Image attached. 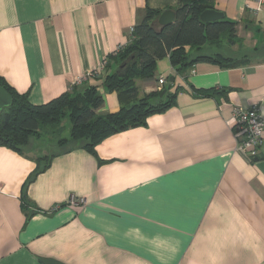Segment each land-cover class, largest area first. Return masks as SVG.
Masks as SVG:
<instances>
[{
	"label": "crops",
	"instance_id": "crops-1",
	"mask_svg": "<svg viewBox=\"0 0 264 264\" xmlns=\"http://www.w3.org/2000/svg\"><path fill=\"white\" fill-rule=\"evenodd\" d=\"M208 1L238 24L227 57L260 50L249 64L197 63L179 73L169 58L159 61L152 79L136 81L140 98L158 93L164 77V91L179 89L175 106L107 138L96 156L79 146L51 155L26 189L34 159L49 156L40 139L24 155L0 146V264H264V142L247 160L236 152L232 121L235 109L254 105L264 120V7ZM178 6L0 0V77L35 106L97 87L104 98L97 115L117 113L118 94L103 83L120 69L118 50L148 9ZM203 52L226 56L209 45ZM104 61L105 71L90 76Z\"/></svg>",
	"mask_w": 264,
	"mask_h": 264
},
{
	"label": "trees",
	"instance_id": "trees-1",
	"mask_svg": "<svg viewBox=\"0 0 264 264\" xmlns=\"http://www.w3.org/2000/svg\"><path fill=\"white\" fill-rule=\"evenodd\" d=\"M206 10H214L208 0H179V6L174 9L177 13L175 24L162 30L152 26L162 11L147 10L143 21L133 29L132 41L115 57L120 64L119 71L107 75L103 83L109 92L118 94L120 110L117 113L97 115L104 104L97 87L82 92L71 89L44 105L35 106L27 95L18 94L0 77V85L13 98V104L0 112V146L24 155L32 138H40L42 130L59 127L68 119L70 137L60 140L58 145L79 146L96 156V147L107 138L145 127L150 117L163 114L175 106L178 88L167 91L163 97L164 90L140 98L136 81L152 79L159 61L169 58L179 73L197 63H212L224 69L249 64L260 50L255 49L241 59L203 52L208 45L234 47L238 42V24L224 19L204 24L200 15ZM156 100L158 102L154 103ZM53 158L44 156L34 159L37 169L28 178L25 189L50 168ZM24 204L28 205L27 200Z\"/></svg>",
	"mask_w": 264,
	"mask_h": 264
},
{
	"label": "built area",
	"instance_id": "built-area-1",
	"mask_svg": "<svg viewBox=\"0 0 264 264\" xmlns=\"http://www.w3.org/2000/svg\"><path fill=\"white\" fill-rule=\"evenodd\" d=\"M255 2L257 4V10H261L264 7V0H255ZM131 33H133V29ZM123 48L124 47H121L118 52L122 51ZM106 64L107 61H104L101 67L90 76H98L104 72ZM166 83L167 79L160 77L157 91H163ZM232 121L233 130L237 138L236 152L251 162L256 160L259 149L264 142V120L260 113L259 106L254 105L248 109H235ZM70 203L74 206H82L85 204V200L72 198Z\"/></svg>",
	"mask_w": 264,
	"mask_h": 264
},
{
	"label": "water",
	"instance_id": "water-1",
	"mask_svg": "<svg viewBox=\"0 0 264 264\" xmlns=\"http://www.w3.org/2000/svg\"><path fill=\"white\" fill-rule=\"evenodd\" d=\"M224 19V14L217 12L216 10H206L200 15V20L204 24H211ZM177 20V13L174 10H166L160 14V16L153 22L152 26H159L162 30L165 27L175 24ZM170 84H174V77L169 79ZM166 91L161 95L163 97ZM13 104L12 96L7 90L0 85V112Z\"/></svg>",
	"mask_w": 264,
	"mask_h": 264
},
{
	"label": "rangeland",
	"instance_id": "rangeland-1",
	"mask_svg": "<svg viewBox=\"0 0 264 264\" xmlns=\"http://www.w3.org/2000/svg\"><path fill=\"white\" fill-rule=\"evenodd\" d=\"M217 49L218 50L222 49V51H224L226 56H229L226 44L225 46H223V48L218 47ZM258 56H264V53H260ZM69 137H70V123L68 119H66L61 123L59 127L44 129L41 131V136L39 138L40 146L44 148V152L46 153V155L51 156L55 153L65 151L71 147V145L64 147L58 145L60 140L67 139ZM26 150L27 151L29 150L28 147Z\"/></svg>",
	"mask_w": 264,
	"mask_h": 264
}]
</instances>
